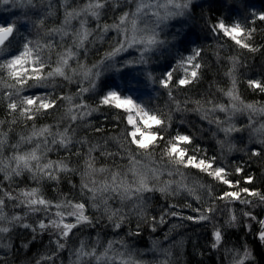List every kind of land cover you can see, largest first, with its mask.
Returning <instances> with one entry per match:
<instances>
[{
  "label": "snow or ice",
  "instance_id": "6c2138e0",
  "mask_svg": "<svg viewBox=\"0 0 264 264\" xmlns=\"http://www.w3.org/2000/svg\"><path fill=\"white\" fill-rule=\"evenodd\" d=\"M40 5H47V11L40 16L39 23L31 21L34 28L43 27L45 20L48 17L56 16V0H38ZM3 3H9V0H3ZM13 6L17 3L22 8L35 9L37 3L34 0H12ZM191 0H86L83 5H78L71 8L72 0H59V5L64 9L63 20L58 27L49 28L44 31L42 38L35 40L27 36L21 37L20 41L15 39L16 28L15 22L4 21L6 26L0 25V106L5 105L9 116L15 117L19 114L26 121H36L37 118L44 115H50L52 111L57 110L67 102L69 107L66 110V117L70 121L69 125L60 131V124L44 125L39 128L35 123L32 124V132L28 136H20L16 144H8V132L0 131V241L5 239L4 234L10 233L13 229L22 228L30 231L32 241L37 238V234L47 232L50 236H55V239L50 240V244L55 246L56 251L51 255H43L36 264L41 262H51L55 264V259L59 258V253L66 249L68 241L75 239L85 228L95 229L100 224L101 217L90 216L86 214V209H94L96 211L103 210V215L107 217L110 226L113 229H121L126 220V214L121 208H113L110 201H119L123 206L125 202L136 201L134 207L143 215V209L146 207L145 194L160 192L165 195L178 194L180 191H186L190 195H194L199 201L201 198L195 195L196 188L189 187L184 183V173L181 168L197 169L214 180L219 181L222 185L228 186L227 191H223L219 196L214 197L213 201L220 200L227 203L239 201L245 205H251V198H258L259 202L264 203V194L257 189L249 187H240L241 180L230 179L234 171L235 174L244 173L243 166H235L232 171L230 166L221 163L216 156L207 157L206 155H198L203 153L198 145H194L192 135L177 132V134L166 142L161 152V160L167 159L169 164L175 165V171L181 175V181L169 180L164 182L162 187L157 188L155 185H150L149 173L152 177L159 179V175L163 172L161 169L165 167L149 168L141 165L136 159V155L144 153L149 159L155 149L159 147V142L165 138L153 131V126L163 129L171 126L172 115L168 114L162 118L155 111L146 108L142 103H137L131 95H123L118 90H108L100 96L99 104L92 107L88 104L84 96L86 93H94L98 86V82L104 72L108 70L119 71L116 67L120 63L121 67L139 63L147 64L150 55L157 48L168 43L167 39H160V34L163 32V27H166V21L175 17L183 16ZM134 9L122 11L111 24L101 23L102 19L110 12H116L124 6H132ZM163 9V14H161ZM171 9H175L172 11ZM24 19H30L25 15ZM256 18L264 21V13H259ZM76 21L78 27L73 25ZM90 21H95L96 27L90 28ZM18 32V29L16 30ZM114 31L119 38L114 40L111 50L107 51L104 57L89 66L87 57L91 49L87 45L96 46L97 43H104L105 37L109 32ZM213 31L222 32L225 36L231 38L236 45L241 48L248 49L251 52H256L259 49L251 43L246 42L252 36L254 29H246L240 23L226 25L220 21L213 27ZM38 37L40 34H37ZM13 37V39H9ZM59 37V40L56 38ZM175 39V37H173ZM14 45L18 54L4 53L7 51V45ZM22 41V42H21ZM46 41V42H45ZM70 41V42H68ZM62 50L57 52L56 48ZM135 48L139 56L137 58L117 61V57L121 53L128 52L129 49ZM55 53L56 59L53 62L52 54ZM201 50L195 49L192 55L182 57L177 62V69L167 71L164 78L159 81L160 85L168 89L169 100L175 105L176 112L189 111L188 103H194L195 108L191 111H196L201 114V118L208 120L209 124H215L218 132H223L225 138L231 136L234 132H241L244 129L237 128L232 122L233 118L238 113L249 112L254 114H264V107H258L257 103H245L239 96L237 90V79L235 76L237 61L233 60L232 68L229 69L226 76L231 79L232 87L227 91L220 89L224 96H227L229 103L213 104L211 100L207 103L211 104L210 108H204L200 101L185 100L184 107L181 102L176 100L172 95V87L175 71L183 70L184 75L176 80L175 87L181 88L198 82L201 79L202 64L198 62ZM81 57L84 59L82 60ZM53 63L55 66H53ZM75 64V67H73ZM57 78H61L70 85H76L74 94L65 95L63 93L57 95L56 88H62L63 85L55 83ZM85 83L88 85L85 87ZM248 85L254 91L258 90L264 93V82L258 79H250ZM35 89V92L28 90ZM79 99V103L74 101ZM101 106L122 110L127 113V125L131 127L130 131L124 133L123 142L119 143L120 150L125 153L129 164L126 170H121L120 165L109 167L102 165L96 167L97 157L93 153L97 152L100 144H91L87 148V153L81 152V147L88 145L87 137L79 140L75 139V129L71 128V124L77 121H85L92 117L94 113H98ZM217 112L224 113L225 119L219 117L210 119ZM107 119V117H105ZM5 120H0V126L5 124ZM13 119L10 123H15ZM91 127L96 133H103L102 126L97 127L91 124L85 125ZM56 131H53V128ZM252 127L250 118L249 125ZM11 131V129H9ZM253 131L261 136H264V124ZM71 132V134H69ZM215 136V133H213ZM107 140H116V137H108ZM221 147H224V141H218ZM261 145H264V139L259 140ZM181 144L184 146L182 147ZM23 145H32L28 150L21 151ZM135 146V152L132 149ZM6 147H11L12 154L5 157L4 150ZM189 147L192 148L194 154H189ZM234 147V146H233ZM233 147H229L231 152ZM57 148L65 150L70 155H66L58 160L49 159V153ZM75 149V151H73ZM264 152V148L253 150L252 156L259 157ZM84 155V170L80 173L79 185V202L69 199L65 194L58 202L47 199L39 186L42 181H54L59 186L61 175L68 178V183L73 189L76 185L72 182L70 174L78 171L76 167H69L70 157H81ZM100 155L105 158H114L120 155V152H109L107 150L100 152ZM147 169V170H145ZM168 175H173L169 171ZM27 178L34 181L37 187H24L13 194L12 186L19 180ZM243 181L247 184H252L254 177L252 175H243ZM7 182V189L5 188ZM175 184V189L173 185ZM200 187H204L200 185ZM209 196H212L209 190ZM23 206L26 211L23 215H9L5 211L6 208ZM192 208L194 213L198 215H183L177 211L166 212V215L179 217L181 220L192 221L194 223L210 221L217 211V207L213 202L209 207L202 210L201 207H192V204L186 205ZM176 207L175 205L171 206ZM55 209V211H53ZM41 213L43 218L33 221V223L25 222L30 216ZM243 216L250 221H257L261 228L257 233L258 239L264 242V219H258L251 211L243 212ZM69 218H73V222H69ZM153 225L164 223V215H161L159 221L156 217L151 218ZM236 220V216L232 215L227 222L232 225ZM139 227V226H138ZM175 227V225L173 226ZM76 230V231H74ZM155 231V226L152 227ZM140 233L128 232L129 236H138ZM99 232L97 233V241L99 243ZM213 248L220 246L222 233L220 228H216L214 233ZM32 241L23 243L21 246L27 248ZM126 249L125 252H115L113 245L117 241H108L107 247L103 252L97 253L96 247L90 250L87 247L85 240L80 241L79 248H76L72 254L75 260L70 264H140L132 253L127 251V245L123 239L118 241ZM156 242H154L155 245ZM11 243H0V248L10 249ZM231 251V250H230ZM112 252V255L109 253ZM7 255V253H5ZM252 259V252L245 246L244 251L236 250V255L233 257V264H248ZM0 264H7V261L0 257ZM161 264H168L167 261Z\"/></svg>",
  "mask_w": 264,
  "mask_h": 264
},
{
  "label": "trees",
  "instance_id": "16d2710c",
  "mask_svg": "<svg viewBox=\"0 0 264 264\" xmlns=\"http://www.w3.org/2000/svg\"><path fill=\"white\" fill-rule=\"evenodd\" d=\"M224 0H203L196 5L192 6V27L189 28V32L173 34L175 39L169 38L171 42L175 41L176 47L181 44V48L187 45L191 40L192 44H195L196 49L201 50L200 57L197 58L198 62L202 64L201 79L192 85L176 88L175 81L180 78L179 73L174 74V81L171 85L172 95L176 100L181 102V106L184 107V101H200L204 108H210L212 105L207 103L209 100L216 103L228 104L229 99L224 96L220 89L227 91L232 87L231 79L225 75L232 68L233 60L237 61L235 76L237 79V90L240 98L245 103H257L258 107H264V93H260L258 90H253L249 87L248 81L250 79H258L264 82V21L259 19L240 16L238 22L245 26L246 29H254L252 36L246 42L251 43L259 50L251 52L248 49L241 48L236 45L231 38L225 36L222 32L213 31V27L219 23L220 17L224 15L226 4ZM233 4L237 3L228 0ZM242 2V1H241ZM249 3V0H248ZM254 6V5H253ZM264 13V6L259 10ZM62 8L56 7V16L46 18L43 27H39L37 33L33 37V40L42 38L44 31L49 28L58 27L62 20ZM40 14L39 16H41ZM110 16L109 14H107ZM194 16V17H193ZM234 16V15H233ZM112 17V16H110ZM110 21L112 18H109ZM36 22L38 21L35 20ZM226 21V20H225ZM207 22V23H206ZM94 26V25H93ZM91 26L92 28H95ZM26 28L28 30V36L31 37V33L34 34L36 28L32 23H25L18 28ZM40 34L38 37L37 34ZM59 40V37L56 38ZM46 42V41H45ZM70 42V41H68ZM113 42L105 39L104 43H97L95 47L87 45L91 49L89 56L87 57V64H91L100 61L103 55L111 50ZM62 49L57 47L56 51L59 52ZM171 63L174 62L173 57ZM53 62L56 59L55 53L52 54ZM83 60L84 58L81 57ZM55 64L53 63V66ZM75 67V64L74 66ZM168 68H161L163 72ZM158 70L154 68L153 72ZM109 71V70H108ZM111 71V70H110ZM129 77L123 75L121 78H113L108 72L100 80L94 93H86L89 99H95V102H90L94 107L98 105L100 96L105 94L111 89H120L122 93L126 90V87H122L120 81H128ZM162 79V78H160ZM55 83L57 85H63L62 88L57 87V95L63 93L70 95L75 93L76 85H70L61 78H57ZM85 86V85H84ZM130 91V88L128 89ZM143 96L148 95L152 105H147L149 109L155 111L158 115H162V118L168 114L172 115L171 126L163 129L155 127V131L159 135H162L165 139L159 142L152 154V158L149 159L144 153L136 155V159L140 161L141 165H145L149 168L159 167L164 165L161 169L162 175H159V179L152 177L149 173L150 185H155L157 188L162 187L164 182L173 180L181 181L182 177L175 169L176 166L169 164L167 159L161 160V152L166 142L174 137L177 132L183 134L192 135L194 138V145H198L203 149V153L198 155H206L207 157L216 156L218 160H221L222 165H229V170L232 171L235 166H243L244 173L235 174L234 171L229 177L230 179L241 180L240 187H249L250 189H257L264 194V152L259 157L252 156L253 150H259L264 148V145L259 143V140L264 139L253 131L257 128L256 124L252 127H247L250 122V118L254 123L255 119H262L264 114H254L249 112L238 113L233 118V123L237 128L244 129L241 132H234L227 139L223 132L217 131L215 124H209L208 120L201 118V114L196 111H191L195 108L194 103H188L187 108L189 111L176 112L175 105L168 97V89L163 88L159 83L154 82L149 78L146 81V85L143 91ZM141 99L140 95H135ZM156 101V102H155ZM97 105H96V104ZM5 107V108H3ZM69 105L67 102H63L62 106L57 110L51 112L50 115H44L37 118L36 121H26L24 118L15 114V117L9 116L7 113L6 105L0 106V120H5V124L1 127V131L8 132V144H16L20 136H28L32 132V124L35 123L39 128L44 125H56L60 124V131H63L64 127L68 126L70 121L66 117V110ZM261 116V118H260ZM107 117V119H105ZM127 113L122 110L114 108H108L107 106H101L98 113H94L92 117L87 118L85 121H77L71 124V128L75 129V139L87 137L89 144L81 147V152L86 154L87 148L91 144H100L101 148L93 153L97 157L96 167L107 165L114 167L120 165L121 170H126L129 164L128 158L123 151L120 150L119 143L124 140V133L131 130V127L127 125ZM224 120L225 114L217 112L214 116H210V119ZM15 119V123H10ZM264 123V118L261 120ZM94 125L97 127L102 126L104 128L103 133H96L91 127L85 125ZM11 129V131H9ZM57 129L54 127L53 131ZM215 133V136L213 135ZM71 134V132L69 133ZM108 137H116V140H107ZM218 141H224V147H221ZM184 146L183 144H181ZM28 146V145H26ZM234 146V147H233ZM32 147V145H30ZM229 147H233L231 152L228 151ZM11 147H6L4 150V156L6 152L12 153ZM135 152V146H132ZM120 152L119 156L114 158H105L100 155L102 151ZM75 151V149H73ZM189 151L192 148L189 147ZM193 153V152H192ZM66 155H70L63 149L57 148L55 151L49 153V159L58 160ZM6 157V156H5ZM84 155L77 158L70 157L69 167H76L78 171L74 174H70L72 182L76 185L73 189L68 183V178L63 174L61 175L59 186L57 187L54 181H42L39 185L45 196L49 195L54 200L59 201L65 194L69 199H73L79 202V185H80V173L84 170ZM147 170V169H145ZM173 172V175L169 176L168 172ZM181 172L184 173V183L189 187H195V195L200 196V200L197 201L194 195H190L186 191H180L178 194L165 195L160 192L146 193L145 203L146 207L143 209V215L140 211L134 207L136 201H128L120 204L119 201L109 203L113 208H121L122 212L126 214V220L121 229H113L110 226V222L107 217L103 215V210L96 211L94 209H86V214L93 216H100V224L95 229L85 228L80 232L75 239L68 241L66 249L59 253V258L55 259V264H70L75 260V256L72 252L79 248L80 241L85 240L87 247L90 250L92 247H96L97 253L103 252L107 247L108 240L117 241L113 245L115 252H125L126 249L118 241L123 239L124 243L128 241L127 251L132 253V256L140 262V264H161L163 261H167L168 264H231V257L236 250L240 252L244 251L245 246L251 247L252 259L248 264H264V242L258 239L257 233L259 232L261 225L258 223L255 231L247 234L245 223V216L243 212L253 210V207L259 203L258 198H251L253 203L251 207L245 205L240 207V202L235 201L227 203L225 201L215 200L214 197L219 196L223 191H227L228 186L222 185L219 181L214 180L212 177L207 176L205 173L200 172L197 169H185L181 168ZM252 175L254 181L252 184L244 183L243 175ZM203 185L204 187H200ZM24 187H37L36 182L30 181L27 178L21 181H17L12 186L13 194ZM175 189V184L172 186ZM5 188L7 189V182H5ZM209 190L212 196H209ZM215 203L217 211L210 221L194 223L192 221L181 220L179 217H173L166 215V212L177 211L183 215H198L192 211V208L187 207V204H192V207H201L202 210L209 207L212 203ZM176 207L172 208L171 206ZM254 205V206H253ZM242 206V205H241ZM227 207L229 209L220 213L221 208ZM263 211V210H262ZM259 212L260 218L264 219V212ZM161 215H164V223H157L153 225L152 217H156L159 221ZM235 215L236 220L232 225L227 222L231 219V216ZM177 219V220H176ZM176 220V221H175ZM175 225V227H173ZM139 226V227H138ZM155 226V231H152V227ZM216 228H220L222 233V240L220 246L213 248L214 243V231ZM76 231V230H74ZM139 231L138 236H129L128 232ZM99 232V243L97 244V233ZM45 233H38L37 238L32 241V234L30 231L16 228L10 233L4 234L5 239L0 243H11L10 249L0 248V257H3L7 264H36V261L43 255H51L56 251L55 246L50 244V240L54 238H48ZM184 236V240L178 242V237ZM32 241L27 248L22 247L23 243ZM130 242V243H129ZM154 242L155 245H154ZM180 243V244H178ZM231 250V251H230ZM7 253V255H5ZM113 253L110 252V255ZM45 264V262H41ZM51 264V262H47ZM94 264V262H93Z\"/></svg>",
  "mask_w": 264,
  "mask_h": 264
},
{
  "label": "rangeland",
  "instance_id": "374dc122",
  "mask_svg": "<svg viewBox=\"0 0 264 264\" xmlns=\"http://www.w3.org/2000/svg\"><path fill=\"white\" fill-rule=\"evenodd\" d=\"M201 1H203V0H191L189 8L187 9V11L185 12V14L183 16H175V17L167 20L165 22L166 27H164L162 25L164 30L160 34V39H167L168 43L162 47L157 48L154 52H152L150 55L149 62L147 64L135 63V64L128 65L127 67H121L120 63H117L116 67L119 68V71H115V70L106 71V72H104V74L102 75L100 80L104 77V75L107 72L109 75H112V77L116 78V79L121 78L122 75H123V79H124V77L126 75L127 78L129 77L128 81H126V82H124L125 80L120 81L121 86L126 87V90L124 91V93H122V90H120V89H111V90L121 91V93L123 95H131L134 99L137 100V103H142L146 108H148L147 105H152L150 102H148V100H150L149 96L148 95L143 96V94H142L144 91L145 85H146V81H148L150 78L154 82L159 83V81L161 80L160 78L163 79L164 74L167 71L177 69V62L182 57L192 55L193 51L196 49L195 44H192V40L187 45H184V47H182V48H181V44H179V46L176 47L177 43L175 44V41L171 42V40L173 39L174 33L179 36L180 33H183L185 35V33L189 32V28L192 27V6L198 4ZM231 1L235 2L234 0H231ZM34 2L37 3V7L35 9H29L26 7L25 8L20 7L18 3L15 6H13L12 0H9V3H7V4L3 3V0H0V25L6 26L4 24L5 20H7L10 23L15 22L16 28L14 29V32H16L15 39L17 41H20V38L24 37V36H27L28 38L33 39V37L37 33L38 28H36V31H34V34L31 33V37H30V36H28L29 32L26 28H21V27L18 28V26H21L25 23L29 24V23H31V21H35L37 19H38V21H37V24H38L39 19H40L39 15L42 14L43 12L47 11V5L46 4L40 5L38 0H34ZM85 2H86V0H72V4L70 7L75 8L78 5H83ZM161 2H163V0H161ZM181 2H183V0H181ZM223 2H225L226 7H225L224 15H222V17H220V21H223L226 25H229V26L233 25L235 23H239L238 18L240 16H245V17H250V18L255 19L256 15H258L259 13H262L259 10L261 9L262 6H264V0H249V3H248V0H236L237 3H235V4H233L232 2H229L228 0H224ZM58 6H60L59 0H56V7H58ZM132 9H134V5L124 6L122 9L117 10L116 12H110L108 14L112 17L106 15L102 19L101 23L111 24L115 21L116 17H118L121 14L122 11H128V10H132ZM171 10L175 11V9H171ZM62 11L64 12L63 8H62ZM63 12L61 15L62 20H63ZM161 14H163V9H161ZM25 15H27V17H29L30 19H24L23 17H25ZM109 18H112L111 21ZM73 25L75 27H78V24L76 21H73ZM91 26H93V27L96 26L95 21H90L89 27L92 28ZM17 29H18V32L16 31ZM169 38H171V40H169ZM11 39H13V37H11L10 40ZM105 39L114 42V40H117L119 38L116 36V33L114 31H112V32L108 33V35L105 37ZM6 45H7V51L4 53L5 56H7L8 53L18 54V51L14 45H8V42H6ZM104 55H103V57H104ZM138 56H139L138 51L135 48H133V49H129L128 52H126V53H121L120 56H118L116 59H117V61L122 62L125 60L137 58ZM171 57H173V59H174L173 63H171V61H172ZM73 66H74V64H73ZM154 68H158V70H155L153 72ZM161 68H168V69H166L162 72ZM178 73H179L180 78L184 75L182 69L175 71V74H178ZM100 80H99V82H100ZM99 82H98V84H99ZM87 86L88 85L85 83V87H87ZM129 88H130V91H128ZM76 90L77 89L75 88V92H76ZM28 91L29 92H35L36 90L31 89ZM135 95H140L141 99L137 98ZM84 99L88 104H90V102H95V99H89L87 94H85ZM74 102L79 103L80 101H79V99H76ZM98 104H99V100H98ZM5 105H6V103H5ZM92 107H94V106H92ZM3 108H5V107H3ZM249 114H251V113H249ZM16 115L19 116L18 113ZM261 116L263 119L264 116L263 115H261ZM261 116H260V118H261ZM262 119H255L256 122L254 123L252 121V125L256 124L257 128H258L261 124H264L261 122ZM251 120H252V117H251ZM155 127L156 126H153V129H152L153 131H155ZM0 131H1V127H0ZM29 148H31L30 145H28V146L23 145L21 147V151L28 150ZM9 149L11 150V148H9ZM11 154L12 153H10V152H6L5 156L7 157ZM189 154H194V153H192V151L191 152L189 151ZM46 198L53 200L54 202H58L57 200H54L53 198H51L49 195H47ZM240 204L242 205V206L240 205V207H243V206L245 207V204H242V203H240ZM248 206L251 207V205H248ZM227 209H229V208L225 207V209H224V207H222L220 210V213L224 212ZM253 210H256L255 212H252V213L255 216H257V218L259 219L260 215L262 213L260 214L259 212H257V210H261V211L263 210L262 212H264V203H261V202L257 203V205H255L253 207ZM5 211L8 212V214L10 216L13 214L23 215L24 211H26V209H24L23 206H20L18 208L9 206L8 208L5 209ZM53 211H55V209H53ZM41 218H43V215L41 213H37L34 216L28 217L25 222L33 223V221H37ZM244 219H245V221L247 219V221L245 223V226L247 229L246 233L249 234L250 232L255 231L254 229H256L258 222L257 221H250L247 217H245ZM69 222H73V218H69ZM46 235L48 236V238L52 237L55 239V236H50L48 233ZM183 237L184 236L178 237V242L181 240H184ZM110 240H108V241H110ZM108 241H106V242L108 243ZM127 244H128V241H126V245ZM178 244H180V243H178ZM247 248L251 251L250 246H247ZM109 255H110V253H109ZM235 255H236V251L234 252V255L231 257V264H233V257Z\"/></svg>",
  "mask_w": 264,
  "mask_h": 264
},
{
  "label": "water",
  "instance_id": "95a60500",
  "mask_svg": "<svg viewBox=\"0 0 264 264\" xmlns=\"http://www.w3.org/2000/svg\"><path fill=\"white\" fill-rule=\"evenodd\" d=\"M10 38H11V37H9V39H10ZM6 42H7V41H6ZM6 42H5V43H6Z\"/></svg>",
  "mask_w": 264,
  "mask_h": 264
}]
</instances>
